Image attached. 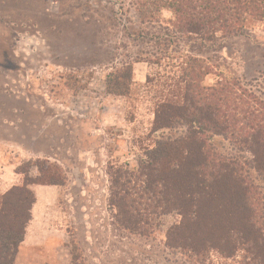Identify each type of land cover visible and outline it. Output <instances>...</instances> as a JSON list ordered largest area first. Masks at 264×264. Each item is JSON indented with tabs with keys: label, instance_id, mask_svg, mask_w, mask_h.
I'll list each match as a JSON object with an SVG mask.
<instances>
[{
	"label": "rangeland",
	"instance_id": "obj_1",
	"mask_svg": "<svg viewBox=\"0 0 264 264\" xmlns=\"http://www.w3.org/2000/svg\"><path fill=\"white\" fill-rule=\"evenodd\" d=\"M155 2L0 0V196L28 177L36 197L14 264H264L242 250L198 255L171 247L177 212L152 209L128 227L111 205V168L135 174L153 160L181 158L171 143L185 129L154 131L156 105L167 93L161 83L174 75L168 60L136 62L166 52L156 40L170 38L165 28L174 15ZM147 8L144 16L155 17L141 20ZM219 37L209 53L216 73L203 84L238 79L264 101V24ZM127 63L130 89L113 94ZM212 143L224 156L241 154L222 137Z\"/></svg>",
	"mask_w": 264,
	"mask_h": 264
},
{
	"label": "trees",
	"instance_id": "obj_2",
	"mask_svg": "<svg viewBox=\"0 0 264 264\" xmlns=\"http://www.w3.org/2000/svg\"><path fill=\"white\" fill-rule=\"evenodd\" d=\"M155 1L154 7L174 15L170 28H165L170 38L156 37V44L166 52L154 60L138 57L136 62L159 66L168 60L165 66L174 75H165L170 79L161 83L167 93L156 105L154 131L184 128L183 135L171 143L181 158L171 162L158 158L135 174L111 168V205L128 227L144 222L145 213L152 209L150 214L161 216L177 212L182 219L168 233L171 247L198 255L212 248L228 255L242 250L263 263L264 101L242 88L238 79L222 78L214 85L203 82L216 73L209 53L219 36H239L250 25L264 24V0ZM143 10H139L141 20L151 12ZM153 17L152 13L147 19ZM181 42L190 48L182 50ZM123 68L111 88V93L121 96L133 81L132 63ZM216 137L232 142L241 154H220L212 143ZM29 185L27 177L22 187L0 196V264H14L24 240L36 202Z\"/></svg>",
	"mask_w": 264,
	"mask_h": 264
},
{
	"label": "crops",
	"instance_id": "obj_3",
	"mask_svg": "<svg viewBox=\"0 0 264 264\" xmlns=\"http://www.w3.org/2000/svg\"><path fill=\"white\" fill-rule=\"evenodd\" d=\"M27 231H28V229H27ZM28 234H29V232H26V236H25V239H24L23 243H25V241L27 240Z\"/></svg>",
	"mask_w": 264,
	"mask_h": 264
}]
</instances>
